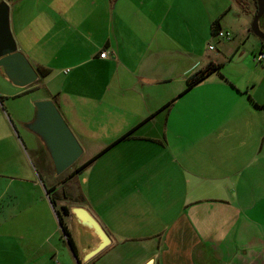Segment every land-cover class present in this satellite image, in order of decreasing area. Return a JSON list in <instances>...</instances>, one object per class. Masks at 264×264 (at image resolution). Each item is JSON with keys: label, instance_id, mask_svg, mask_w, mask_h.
I'll return each instance as SVG.
<instances>
[{"label": "crops", "instance_id": "crops-1", "mask_svg": "<svg viewBox=\"0 0 264 264\" xmlns=\"http://www.w3.org/2000/svg\"><path fill=\"white\" fill-rule=\"evenodd\" d=\"M6 1L48 73L20 88L0 70V264L75 263L47 187L111 237L88 264H264V65L204 50L225 0ZM209 62L221 74L186 91ZM49 98L88 162L61 179L23 126Z\"/></svg>", "mask_w": 264, "mask_h": 264}, {"label": "water", "instance_id": "water-1", "mask_svg": "<svg viewBox=\"0 0 264 264\" xmlns=\"http://www.w3.org/2000/svg\"><path fill=\"white\" fill-rule=\"evenodd\" d=\"M256 12L250 30L264 41V31L259 20L264 15V0H255ZM10 7L6 0H0V70L14 86L24 88L34 84L40 75L21 52L13 37L9 19ZM34 116L23 126L40 141L50 164L57 175L70 168L82 155L83 148L75 137L53 99L33 102ZM73 236L77 253L67 246L76 264H84L108 247L112 239L98 219L83 205L70 207ZM62 234V224L58 219Z\"/></svg>", "mask_w": 264, "mask_h": 264}, {"label": "rangeland", "instance_id": "rangeland-1", "mask_svg": "<svg viewBox=\"0 0 264 264\" xmlns=\"http://www.w3.org/2000/svg\"><path fill=\"white\" fill-rule=\"evenodd\" d=\"M225 4L227 5L226 9L228 11L224 13L221 22V30L229 31L231 36L228 40L220 39L217 36H210V41L209 43L206 44L204 50H206L209 54L211 53V55H214V53L217 52H219L222 55L224 54L223 56L226 57L225 61L231 59L228 53L233 51L232 53L233 61H238V60L240 61L242 59L243 63L245 64H250V65L253 64L255 66L253 75L258 76L259 74H262L263 70L261 69V66L264 65V60L262 62H258L256 60V56L261 52L258 44L259 38L255 34H253L252 31L250 30V24L256 12V3L254 2V0H241V3H236L235 0H225ZM259 26L264 31V15L259 20ZM209 45H211L212 48H208ZM230 64H232V62H230ZM232 68H233L232 65H229L225 67V70L229 72L230 69ZM11 102L12 101L9 99L8 101H6V103H2L0 108L6 110V107L8 108V105L12 104ZM15 103H22V100L20 98H17ZM33 139L38 140V142H40L39 139L34 134H33ZM81 163H82V158L78 159L70 168H68L62 173V176L59 175L58 178L61 179L63 176L65 177L69 176V174L73 172V170ZM46 166H47V170L51 174H56L50 164V161L48 162V165L46 164ZM64 189L65 188L60 190L59 193L61 195L63 191L67 193V200H65V202L67 203V205H69V209L71 206L78 205V204H72V201H77L80 199L78 191H74L73 192L74 194L72 193L70 196L68 194L67 187L65 190ZM66 223L67 225H69L68 228L72 235V231H73L72 221L69 222L67 221ZM71 264H75V263L72 262ZM85 264L88 263L86 262Z\"/></svg>", "mask_w": 264, "mask_h": 264}, {"label": "trees", "instance_id": "trees-1", "mask_svg": "<svg viewBox=\"0 0 264 264\" xmlns=\"http://www.w3.org/2000/svg\"><path fill=\"white\" fill-rule=\"evenodd\" d=\"M236 3H241V0H235ZM255 2V0H254ZM220 25H219V21L218 19H216L213 24H212V35L216 36L217 32L220 30ZM261 42V51H264V41L260 40ZM222 67V63H213V62H209L204 68L197 70L196 72H194L192 75H190L187 78L186 81V91L189 90L190 88H192L193 86H195L197 83H199L200 81L204 80L207 76H209L212 73H220V69ZM38 73L40 75V77H45L48 73V70L46 69H38ZM127 137L123 136L122 138ZM43 150V147H42ZM44 152V150H43ZM88 163V162H87ZM87 163L82 164L80 166H77L74 170L72 175H74L75 172L80 171ZM46 191L49 193L50 196V200L52 202V205L56 208V213L58 215V219L60 221V223L62 224V229H63V241L64 243L67 244L66 241H69L71 247L73 248V250L77 253V248L74 242V239L69 231L68 225L65 222V217L69 216L70 214V209L68 206L66 205H61L59 207H57V200L62 199L61 197H63L59 192H57L53 187H47ZM65 197V196H64ZM66 199V197H65ZM78 201V200H77Z\"/></svg>", "mask_w": 264, "mask_h": 264}, {"label": "built area", "instance_id": "built-area-1", "mask_svg": "<svg viewBox=\"0 0 264 264\" xmlns=\"http://www.w3.org/2000/svg\"><path fill=\"white\" fill-rule=\"evenodd\" d=\"M217 37H219L220 39H229L231 34L229 31H222L221 29L217 32L216 34ZM208 48H212L211 45L208 46ZM100 58H106L107 57V51L106 50H102L100 52ZM256 60L258 62H262L264 60V51H261L257 56H256Z\"/></svg>", "mask_w": 264, "mask_h": 264}]
</instances>
